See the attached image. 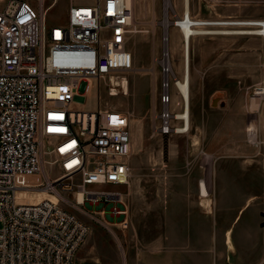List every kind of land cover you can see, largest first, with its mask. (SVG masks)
Masks as SVG:
<instances>
[{"label":"built area","instance_id":"2783aa9c","mask_svg":"<svg viewBox=\"0 0 264 264\" xmlns=\"http://www.w3.org/2000/svg\"><path fill=\"white\" fill-rule=\"evenodd\" d=\"M58 1L0 0V264H75L89 226L57 201L31 194L56 193L62 177H77L85 200L99 202L108 193L89 187L124 185L132 175L129 117L74 105L85 101L94 82L99 89L107 77L134 69L128 46L134 9L130 0H67V20L50 23ZM190 18L184 11L163 23L154 57L156 132L163 137L178 133L184 121L170 28L180 30ZM204 22L198 26L214 25ZM246 22L256 20L232 26L263 25ZM259 90L264 101L263 85L255 94ZM247 138L260 144L256 123L247 127ZM55 173L62 176L51 178Z\"/></svg>","mask_w":264,"mask_h":264},{"label":"rangeland","instance_id":"374dc122","mask_svg":"<svg viewBox=\"0 0 264 264\" xmlns=\"http://www.w3.org/2000/svg\"><path fill=\"white\" fill-rule=\"evenodd\" d=\"M68 8L67 0H59L51 8L48 22H65ZM134 11V31L128 40L134 56V69L115 73L116 78L112 79V82L117 79L121 82L127 78V90L123 85L115 84L112 89L115 88L118 94L113 95L110 78L107 77L99 89L94 82L85 101L74 105L75 109L89 111L115 109L129 117L132 135V175L129 182L89 187L111 193V196L123 194L122 197L103 198L99 202L86 199L79 204L78 193L83 188L77 177H62L56 193L36 191L31 194L35 200L43 197L57 201L89 226L85 242L76 254L75 264L126 263V247L130 251V264V257L139 258L141 242H149V236L166 230L167 218L169 235H204L198 245L175 252L187 255L208 246L217 251V215L212 213L201 222L196 218L189 220L186 213H182L186 204L181 197L172 199V193L167 192L168 186H187L183 178H193L197 187L201 180V194L208 195L206 182L209 191H213V177L209 175L213 170L219 174V177L215 176L219 184L224 178V169L242 168L264 174V101L255 94L256 88L262 87L264 81L262 36L217 33L220 30L253 31L261 27L201 26L212 33L198 34L191 41V127L187 132L163 137L156 132L160 110L157 98L160 72L154 65V57L161 48L163 23L168 26V18L174 19V15L184 13V0H136ZM190 16L197 21L209 22L260 21L264 20V0H191ZM170 37L175 71L182 79V32L171 25ZM183 111L184 103L178 114ZM251 122L257 124L259 145L248 141L247 127ZM59 174L55 173L51 178L62 176ZM35 179L39 181L41 177ZM246 196L239 193L237 200L242 204ZM249 204L235 222L234 216L227 220V225L234 231L235 242L240 239L241 228L255 205L253 203L249 207ZM116 210L125 211V214L116 213ZM255 238L261 247L252 251L254 258L264 251V235H256Z\"/></svg>","mask_w":264,"mask_h":264},{"label":"crops","instance_id":"0c3cea01","mask_svg":"<svg viewBox=\"0 0 264 264\" xmlns=\"http://www.w3.org/2000/svg\"><path fill=\"white\" fill-rule=\"evenodd\" d=\"M215 172L213 170L209 173L213 177L211 178L213 191H209L206 180L202 179L206 182L208 195L201 194V180L197 187L193 183L196 182L193 178H183V181L188 183L187 186L181 185L180 187L174 184L168 186L167 192L172 193V199H177L176 196L182 198L183 204H186L183 206L182 213H186L189 220L196 218L201 222V219L212 213L217 215L218 250L212 251L208 246V248H197L196 251L190 252L191 254L187 253V255L178 253L180 250L191 249L194 244L198 245L204 235H169L170 225L167 218L166 230L161 231L160 236H149V242H141L138 246L140 249L139 258L130 257V264H264V251L257 254L255 258L252 256V251L261 247L260 242L255 240L256 235H264V174L242 168L224 169V178L219 184V179L215 178L219 174L217 175ZM232 182H236V184ZM246 189L249 190L246 191ZM237 193L247 195L244 203L241 204L237 200ZM120 195L122 197L123 194ZM248 203H250L249 207L253 206V203L255 205L251 215L241 228L240 239L235 242L234 231L232 232V226L227 225V220L234 216L233 222H235ZM169 207L170 205L166 207L167 216ZM218 217L220 222H218ZM191 232L188 233L191 234ZM251 240L252 243H249ZM125 253L126 263L129 264L130 251L128 247L125 248ZM141 254L143 256H140Z\"/></svg>","mask_w":264,"mask_h":264},{"label":"bare ground","instance_id":"6f19581e","mask_svg":"<svg viewBox=\"0 0 264 264\" xmlns=\"http://www.w3.org/2000/svg\"><path fill=\"white\" fill-rule=\"evenodd\" d=\"M190 1L191 0H184V11L186 13L189 14L190 16ZM131 5L134 9V6L136 4V0H130ZM135 12V11H134ZM167 22V21H166ZM242 23H245V21H235V22H209V24H226V25H240ZM246 23H252V24H263L261 26H257L256 28H260L259 30H249V31H225V30H220V31H215L214 33H222V34H253V35H258V36H262V40H263V48H264V20H260V21H256V22H246ZM201 24H208V22H204V21H197V20H193L192 18H190V22L189 23H182V29H180V31L182 32V37H183V44H184V74H183V78L180 79L179 82V88H180V92L182 94L183 100H184V111L182 113H179L178 115L180 117H182L184 119V124L182 127L178 128V132H187L190 127H191V112H190V107H191V41L192 39L198 35V34H205V33H212L211 31H206L204 28H202ZM195 25V26H193ZM134 31V30H133ZM251 31V32H250ZM116 78L115 76H112L110 78V91H113V95H117L118 93L116 92V89L112 87L115 86H121L123 85V87L125 88V90H127L128 88V79L127 78H123V80L120 82V80H114L112 82V79ZM263 87H264V81H263ZM261 89V88H260ZM262 91L259 90L257 91L256 95H259L261 97V95H263L261 93ZM261 143V142H259ZM259 145V144H257ZM32 186H35L37 184H31ZM39 185V184H38ZM39 191H43V190H39ZM34 193V192H33ZM32 193V194H33ZM102 193H108V192H102ZM85 190L82 189V191H80L78 193V203L82 204L85 202ZM108 197H115V195L113 194V196H111V193H108ZM116 195H119L118 193H116ZM119 197V196H118ZM43 197H38L36 199V201L41 200ZM55 201V200H54Z\"/></svg>","mask_w":264,"mask_h":264}]
</instances>
